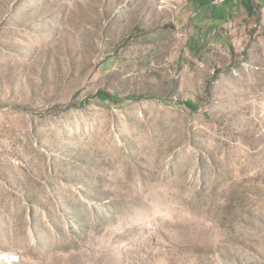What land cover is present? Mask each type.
<instances>
[{
    "label": "rangeland",
    "instance_id": "rangeland-1",
    "mask_svg": "<svg viewBox=\"0 0 264 264\" xmlns=\"http://www.w3.org/2000/svg\"><path fill=\"white\" fill-rule=\"evenodd\" d=\"M184 2L0 0V264H264V35Z\"/></svg>",
    "mask_w": 264,
    "mask_h": 264
},
{
    "label": "crops",
    "instance_id": "crops-1",
    "mask_svg": "<svg viewBox=\"0 0 264 264\" xmlns=\"http://www.w3.org/2000/svg\"><path fill=\"white\" fill-rule=\"evenodd\" d=\"M177 20L190 49L238 54L264 35V0H185Z\"/></svg>",
    "mask_w": 264,
    "mask_h": 264
},
{
    "label": "built area",
    "instance_id": "built-area-1",
    "mask_svg": "<svg viewBox=\"0 0 264 264\" xmlns=\"http://www.w3.org/2000/svg\"><path fill=\"white\" fill-rule=\"evenodd\" d=\"M214 3H221L223 0H213Z\"/></svg>",
    "mask_w": 264,
    "mask_h": 264
}]
</instances>
